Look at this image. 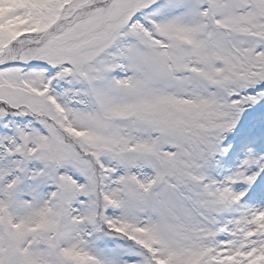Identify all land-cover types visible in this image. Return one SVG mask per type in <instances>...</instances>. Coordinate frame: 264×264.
I'll return each mask as SVG.
<instances>
[{"label":"snow or ice","instance_id":"obj_1","mask_svg":"<svg viewBox=\"0 0 264 264\" xmlns=\"http://www.w3.org/2000/svg\"><path fill=\"white\" fill-rule=\"evenodd\" d=\"M0 129V264H264V0H0Z\"/></svg>","mask_w":264,"mask_h":264},{"label":"rangeland","instance_id":"obj_2","mask_svg":"<svg viewBox=\"0 0 264 264\" xmlns=\"http://www.w3.org/2000/svg\"><path fill=\"white\" fill-rule=\"evenodd\" d=\"M4 130L0 129V134H2ZM26 168L29 170V178L25 180V182L21 185V200L22 201H31L34 204H43L49 198L52 192L56 191V186L54 180L45 175L43 177H37L36 179H31L30 177L34 176L36 173L44 171V163L39 160H32L27 162ZM61 173L65 170L61 169ZM69 174L73 175L75 179H77L81 184H84L85 178L82 175H79L76 172H70ZM3 187V184L0 183V188ZM17 215H23L24 209L22 207H18L16 210ZM109 214L113 216H119L121 213L119 211H113L109 209ZM130 244V242H129ZM124 245L128 248L129 253L131 252V248L125 244L124 241L120 240H110L106 239L102 243L99 244V247L105 252L111 254L115 251H118V246ZM130 260H139L140 258L135 255H128L126 257Z\"/></svg>","mask_w":264,"mask_h":264}]
</instances>
